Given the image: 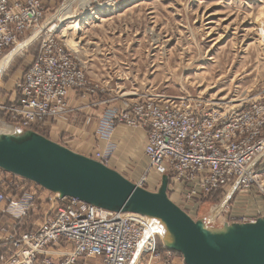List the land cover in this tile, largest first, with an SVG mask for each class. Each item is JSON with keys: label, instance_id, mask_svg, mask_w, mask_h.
Segmentation results:
<instances>
[{"label": "rangeland", "instance_id": "obj_1", "mask_svg": "<svg viewBox=\"0 0 264 264\" xmlns=\"http://www.w3.org/2000/svg\"><path fill=\"white\" fill-rule=\"evenodd\" d=\"M81 2L83 4V0H48L42 26L21 35L17 44L0 55L1 61L21 41L38 32L33 41L9 61L0 77V123L12 125V132L21 133L25 129L10 122L4 106L15 99V83L51 35L48 30L54 23L58 24V29L52 35L59 36L56 38L71 49L91 84L85 98L81 95L85 91L70 93L68 104L72 110H75V101L87 102L90 107L98 101L107 107L104 117L111 111L128 110L136 101L156 93L202 97L221 107L243 99L246 102L258 99L264 87V0H90L86 7L81 6ZM67 3H71L74 17L61 21L55 15ZM70 20L81 24L63 36L62 31ZM67 38L80 41L78 48L71 47ZM54 125L47 120L38 130L65 146L78 138L62 129L57 136L52 133ZM119 126L130 132L126 145L121 139L115 143L113 132ZM138 127L119 122L103 133L104 126L97 135L105 144L111 143L110 146L105 147V151L82 154L94 157L100 152L108 158L112 156L126 165L121 166L120 172L129 180L157 191L162 176L149 166L143 138L135 132ZM2 128L0 132H7ZM257 163L260 171L257 182L229 196L226 189L185 200L182 186L169 190L168 195L194 219L203 220L210 227L219 228L230 223L232 217L255 219L249 211L248 197L254 194L264 201V159ZM0 189L7 194V201L0 207V230L23 232L36 228L43 215L57 205L52 201L57 194L1 169ZM23 200L29 202L26 213L17 219L8 206ZM4 234L0 233L1 239ZM162 240V237L158 239L157 246L161 255L165 250ZM5 254L0 250V264ZM161 255H146L139 264H166ZM175 255L182 259L181 255Z\"/></svg>", "mask_w": 264, "mask_h": 264}, {"label": "built area", "instance_id": "obj_2", "mask_svg": "<svg viewBox=\"0 0 264 264\" xmlns=\"http://www.w3.org/2000/svg\"><path fill=\"white\" fill-rule=\"evenodd\" d=\"M47 1L0 0V55L21 35L42 26ZM57 29L58 24L51 25V35L15 83V99L4 106L24 129L37 132L47 120L66 117L72 110L68 100L73 90L85 91L84 98L89 93L91 84L76 56L59 36H53ZM106 119L103 133L119 122L146 131L149 166L161 176L168 175V192L182 186L185 200L226 189L231 195L257 182L260 175L264 87L257 100L243 99L224 107L202 97L151 94L128 110L111 111ZM94 158L107 163L108 156L97 152ZM56 196L57 205L43 215L38 227L0 230L5 233L0 250L6 253L1 264H88L96 258L101 264H139L146 255L160 257L161 234L150 231V217ZM6 201L7 194L0 189V207ZM28 203L13 202L8 210L20 219ZM252 220L232 217L230 223ZM164 251L169 256L175 253Z\"/></svg>", "mask_w": 264, "mask_h": 264}, {"label": "water", "instance_id": "obj_3", "mask_svg": "<svg viewBox=\"0 0 264 264\" xmlns=\"http://www.w3.org/2000/svg\"><path fill=\"white\" fill-rule=\"evenodd\" d=\"M0 169L40 185L59 198L81 201L115 212L157 219L163 247L185 264H264V216L251 222L208 226L185 212L168 195V175L150 191L133 183L104 160L76 152L40 132H0Z\"/></svg>", "mask_w": 264, "mask_h": 264}, {"label": "crops", "instance_id": "obj_4", "mask_svg": "<svg viewBox=\"0 0 264 264\" xmlns=\"http://www.w3.org/2000/svg\"><path fill=\"white\" fill-rule=\"evenodd\" d=\"M75 102L73 105V108L75 110H71L69 115H67L65 118L58 117V118L49 119L50 123L52 122V124H55L52 130V133H55L57 136H60L59 133H60V130L62 129L64 131L67 130L66 133L71 132L72 137H73V134H76L78 138H74L75 140L70 142L69 145L67 146L68 148L72 150H76L81 154L82 153L87 154L88 152L91 153V152H96V151H105L104 150L105 147L107 148V146H110L111 143L105 144V142L102 139L100 140L98 138L99 135H97L98 131H101L102 129H104L103 128L104 126L106 127V120H107L106 117L108 114H105L103 117L105 108H107L105 103H100L97 101L96 102L97 105H94V107H90L89 103L87 102L85 103L83 101L76 102V103ZM86 109H89V110H86ZM135 132L138 134V137L141 136L143 138V143H146L147 141L146 131L138 127L137 131ZM113 134L116 138L115 143L119 139H121V141L124 142L125 145H126V142L130 141V138H129L130 132H127L126 129L120 126L114 130ZM79 138H83L84 140L80 142L77 140ZM112 145L113 147L115 146V144H112ZM91 154H94V153H91ZM107 164L119 172L121 171V166L123 167L126 166L124 163L119 162L118 160L114 159L112 156L107 159ZM56 197L57 196L52 197L53 202L56 201ZM248 205H249V211L251 212V215L253 216L252 218L257 219L258 217L264 216V201H261L254 194L248 197ZM162 257H163L164 263L166 264H167V260H168V264H185L183 262V258L180 259L179 257L175 255V253L169 256L164 251V253L161 255V258ZM94 261L99 262V259L97 258L90 259L89 264Z\"/></svg>", "mask_w": 264, "mask_h": 264}, {"label": "bare ground", "instance_id": "obj_5", "mask_svg": "<svg viewBox=\"0 0 264 264\" xmlns=\"http://www.w3.org/2000/svg\"><path fill=\"white\" fill-rule=\"evenodd\" d=\"M89 2H90V0H83V4H82V2H81V6H84V7H86V5H88L89 4ZM72 3V2H71ZM71 3H67V5L66 6H64V8H62L59 12H58V14L57 15H55V17L57 16V17H59V19H61V21L62 20H67V19H71L72 17H74V16H72L71 15ZM74 14V13H73ZM68 23L69 24H67V27L65 28V29H63V31H62V35L63 36H67V33H68V31L70 30V29H72V28H74V27H77V26H79L81 23H79V22H76L75 20H70V21H68ZM39 31V30H38ZM35 34H34V36H32L31 35V37H29L28 39H24L23 41H21L20 43H19V45H18V47L16 48V49H14L13 51H11V52H9L7 55H5L4 57H3V59L0 61V77H1V75L3 74L2 72H3V70L6 68V66H7V64L9 63V61L11 60V59H13L14 58V56L19 52V50L23 47V46H25V45H28L29 43H31L32 41H33V39L35 38V36L37 35V33L36 32H34ZM68 43H69V45L71 46V47H73V48H78V46L80 45L79 43H80V41H76L75 39H73V38H67V40H66ZM0 127H3V128H5L4 130L5 131H7V132H12L13 130L12 129H14V127L12 126V125H10V124H6V122L4 123V122H1L0 123ZM2 128V129H3ZM9 128V129H8ZM1 129V130H2ZM221 206V205H220ZM222 207V206H221ZM152 220H153V222L150 224V231H158V232H160V234H161V237H163L164 236V231H163V228H162V226H161V224H160V222L157 220V219H153V218H151Z\"/></svg>", "mask_w": 264, "mask_h": 264}, {"label": "trees", "instance_id": "obj_6", "mask_svg": "<svg viewBox=\"0 0 264 264\" xmlns=\"http://www.w3.org/2000/svg\"><path fill=\"white\" fill-rule=\"evenodd\" d=\"M7 114H8V113H7ZM8 116H9L10 122L15 123L14 120L11 118V116H10L9 114H8ZM37 132H39V130H38ZM164 249H165V248H164Z\"/></svg>", "mask_w": 264, "mask_h": 264}]
</instances>
